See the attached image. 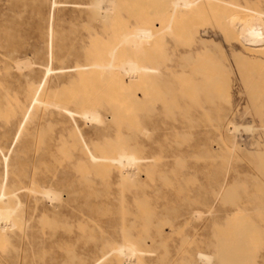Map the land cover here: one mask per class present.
Here are the masks:
<instances>
[{"label": "rangeland", "instance_id": "obj_1", "mask_svg": "<svg viewBox=\"0 0 264 264\" xmlns=\"http://www.w3.org/2000/svg\"><path fill=\"white\" fill-rule=\"evenodd\" d=\"M53 1L56 2L54 6ZM149 1H105L101 10L107 15L104 26L97 20L83 26L84 19L80 18L78 7L69 2L87 0H0V57L9 60L5 54L11 50L13 58H28L34 63L27 79L20 77L13 67L6 74L0 72V89L8 87L12 94L19 91V95H25L27 87L31 86L33 92L45 80L43 90H51L50 95H78L80 87L87 85L90 91L85 97L98 107L100 95L93 97L91 93L100 85L97 79L71 84L66 82L68 77L53 78L51 75L46 78V67L59 65L54 59V35L53 60L49 57L51 23L53 34L57 24L66 30L75 25L77 35L85 32L86 27H90L94 34H99L103 28V35L114 41L111 38L114 37L116 17L120 15L123 23L132 30L140 23L139 20L153 12ZM233 1L255 8L264 7V0ZM60 2L62 4H57ZM212 13L177 19L174 24L181 27L183 35L173 37L167 43H162L161 39L158 47L146 52L170 58L164 66L150 63L151 66H159L160 73L166 72L158 82L149 84L148 94L159 95L158 98L141 100L133 110L126 106L114 122L110 120V113L100 110L101 118L108 120L110 126L123 123L127 129L137 122L133 126L146 127L144 143L148 146L143 154L151 156L148 162L156 165L150 179L142 180L148 190L160 188L157 199L148 200V208L151 211L157 208L164 232L169 233L167 222L174 221L186 201L194 202L193 208L201 212L202 217L197 221L185 223L182 218L174 221L177 228L164 241L165 255L158 264H200L204 259L215 256V248L219 244L224 248H242L247 264H264V143L250 144L260 133L259 124L264 120V60L257 61L241 49ZM189 31L195 33L190 35ZM199 31L204 36L209 33L207 51L185 55L194 47ZM216 31L219 32L218 38H214ZM233 48L236 51L233 52ZM83 60L73 55L64 65L73 66L83 63ZM158 60L161 61L160 58ZM179 67L183 72L179 73ZM123 76L126 81L127 75ZM112 100H117L110 99L115 105ZM33 112L31 104L28 109L30 117ZM53 119L48 115L38 125H32L29 120L23 122L21 128L28 132L33 130L34 139L39 144L42 138L62 133V143L54 153L52 164L54 168L70 169L77 161L75 149L83 144L82 138L87 140L96 135L95 123L76 115L63 119L64 125L53 124ZM100 125L102 123H98ZM227 128L228 132L225 131ZM67 135L74 139L72 145L66 143ZM228 137L236 141L238 149H231ZM13 148L14 143L9 153ZM219 184H222V191L211 210L209 205L197 202L205 192L206 197L213 194L212 190ZM125 199L126 192L122 206L118 205L120 201L95 206L91 213L96 215L92 219L46 217L44 235L30 246L34 252L28 261L31 264H62L72 259V264H91L95 257L89 247L91 239L100 237L105 231L104 219L117 209L120 212L126 206ZM68 226L82 230L91 238L60 239L61 230ZM53 230L56 233L50 235ZM146 248L154 249L150 244Z\"/></svg>", "mask_w": 264, "mask_h": 264}, {"label": "bare ground", "instance_id": "obj_2", "mask_svg": "<svg viewBox=\"0 0 264 264\" xmlns=\"http://www.w3.org/2000/svg\"><path fill=\"white\" fill-rule=\"evenodd\" d=\"M105 1L113 3V0L69 3L78 7L77 12L84 19L83 26L93 20L103 22L104 26L107 15L101 10ZM149 2L153 12L139 20L140 23L132 30L123 23L120 15L116 17L114 37H110L114 41L103 35V28L99 34H94L90 27H86L85 32L77 35L75 25L67 31L57 24L53 34L51 23L49 57L52 61L54 35V59L59 65L54 68L47 66L46 78L51 75L53 78L68 77L66 82L71 84H83L89 78L97 79L100 85L94 87L91 93L93 97L100 95L98 107L86 98L85 94L90 91L87 85L80 87L78 95H50L51 90H43L45 80L33 92L31 86L27 87L25 95H19V91L12 94L8 87L0 89V264H31L28 258L34 251L30 250V246L43 237L46 217L92 219L96 215L91 213L95 206L112 205L118 201V205L122 206L125 192L126 206L120 212L117 209L108 214L103 223L105 231L100 237L91 239L89 247L95 256L91 264H158L165 255L164 241L177 228L174 221L182 218L183 222L190 223L201 219V212L193 208L194 202L186 201L174 221L167 222L169 233L164 232L157 208L152 211L148 208V200H156L160 188L148 190L142 180L150 179L156 165L148 162L151 156L143 154L148 146L144 143L146 127L133 126L137 122L127 129L123 123H115L111 127L108 120L101 118L100 110L110 113V120L114 122L126 106L133 110L141 100L154 101L159 97L148 94L149 84L158 82L166 72L160 73L161 68L150 63L164 66L170 58L146 52L158 47L161 39L162 43H167L173 37L183 35L181 27L174 24L183 17L213 12L217 23L232 34L241 49L257 61L264 60V7L255 8L233 0ZM55 4L53 1V6ZM152 14L154 17H151ZM201 30L203 32L204 29ZM202 32L196 34L194 47L185 55L207 51L209 33L204 36ZM187 33L192 35L195 32ZM71 34L75 35L70 38ZM216 36L219 37V32L214 38ZM232 50L234 52L236 48ZM73 55L83 58L84 62L64 65ZM5 56L9 60L0 57V72L6 74L13 67L20 77H29L34 65L30 59H15L11 50ZM124 74L127 75L126 81ZM112 98L118 101L112 100L115 105L110 102ZM31 104L34 106L32 117L28 113ZM48 115L54 118L52 123L57 125H64L63 119L74 115L95 123L96 135L87 140L81 136L83 144L74 145L77 161L71 170L54 168L52 164L54 153L62 143V133L42 138L39 144L34 139L33 130L28 132L26 128H21V124L29 120L32 125H38ZM259 128L260 133L253 137L251 146L264 143V120ZM225 131L228 132V128ZM66 137V143L72 145L75 142L71 140V135ZM227 139L232 150L239 148L234 139ZM12 143L14 148L9 153ZM212 191L213 194L206 197L205 192L197 201L209 205L210 210L222 191V184ZM55 233L53 230L50 235ZM59 238L86 240L91 237L68 226L61 230ZM148 244L154 249H147ZM246 260L242 248H224L219 244L215 248V256L204 259L200 264H247ZM62 264H72V259Z\"/></svg>", "mask_w": 264, "mask_h": 264}]
</instances>
